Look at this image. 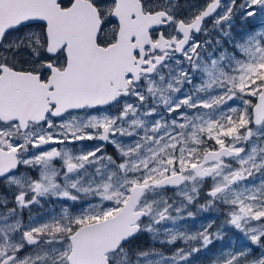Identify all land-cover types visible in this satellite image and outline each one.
<instances>
[{
  "label": "snow or ice",
  "instance_id": "1",
  "mask_svg": "<svg viewBox=\"0 0 264 264\" xmlns=\"http://www.w3.org/2000/svg\"><path fill=\"white\" fill-rule=\"evenodd\" d=\"M201 257L264 264V0H0V264Z\"/></svg>",
  "mask_w": 264,
  "mask_h": 264
},
{
  "label": "rangeland",
  "instance_id": "2",
  "mask_svg": "<svg viewBox=\"0 0 264 264\" xmlns=\"http://www.w3.org/2000/svg\"><path fill=\"white\" fill-rule=\"evenodd\" d=\"M207 215L208 214H204V216L203 217H201V219L203 220V219H206L207 218ZM200 221H197V223H199ZM193 230H195L194 228H193ZM181 245L178 243L177 245H176V247H180ZM157 247H159V245H157ZM172 250H174V249H172V248H168V247H166L165 248V252L166 253H170ZM201 262H202V264H208V259H207V257H201L199 260H197V262H196V264H201Z\"/></svg>",
  "mask_w": 264,
  "mask_h": 264
},
{
  "label": "flooded vegetation",
  "instance_id": "3",
  "mask_svg": "<svg viewBox=\"0 0 264 264\" xmlns=\"http://www.w3.org/2000/svg\"><path fill=\"white\" fill-rule=\"evenodd\" d=\"M202 2V0H181V3H185V4H197ZM35 211H38V209H36Z\"/></svg>",
  "mask_w": 264,
  "mask_h": 264
}]
</instances>
